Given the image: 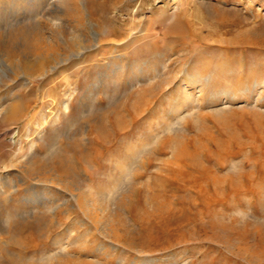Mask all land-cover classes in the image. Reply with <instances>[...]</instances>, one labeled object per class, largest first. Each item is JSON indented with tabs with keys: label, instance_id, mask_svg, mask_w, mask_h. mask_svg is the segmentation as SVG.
<instances>
[{
	"label": "rangeland",
	"instance_id": "obj_1",
	"mask_svg": "<svg viewBox=\"0 0 264 264\" xmlns=\"http://www.w3.org/2000/svg\"><path fill=\"white\" fill-rule=\"evenodd\" d=\"M0 264H264V0H0Z\"/></svg>",
	"mask_w": 264,
	"mask_h": 264
},
{
	"label": "bare ground",
	"instance_id": "obj_2",
	"mask_svg": "<svg viewBox=\"0 0 264 264\" xmlns=\"http://www.w3.org/2000/svg\"><path fill=\"white\" fill-rule=\"evenodd\" d=\"M95 38L97 37V35L96 34H94L93 35ZM92 39H93V37H92ZM90 47H92V45L91 44H85V46H84V49H88V48H90ZM190 96H191V94H187V100H190V99H192V98H190ZM187 100H186V102H187ZM193 100V99H192ZM172 126V125H171ZM174 126V125H173ZM176 126V125H175ZM171 129L173 128V127H170ZM175 129V128H174Z\"/></svg>",
	"mask_w": 264,
	"mask_h": 264
}]
</instances>
